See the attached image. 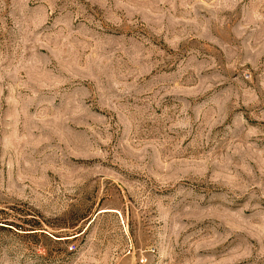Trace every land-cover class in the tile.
I'll use <instances>...</instances> for the list:
<instances>
[{"label": "rangeland", "instance_id": "1", "mask_svg": "<svg viewBox=\"0 0 264 264\" xmlns=\"http://www.w3.org/2000/svg\"><path fill=\"white\" fill-rule=\"evenodd\" d=\"M0 264H264V0H0Z\"/></svg>", "mask_w": 264, "mask_h": 264}, {"label": "built area", "instance_id": "2", "mask_svg": "<svg viewBox=\"0 0 264 264\" xmlns=\"http://www.w3.org/2000/svg\"><path fill=\"white\" fill-rule=\"evenodd\" d=\"M70 247H72V246H70Z\"/></svg>", "mask_w": 264, "mask_h": 264}]
</instances>
